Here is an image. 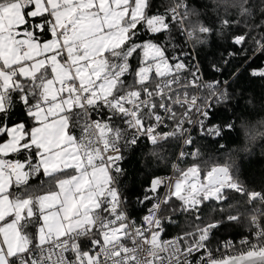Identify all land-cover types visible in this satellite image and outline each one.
I'll list each match as a JSON object with an SVG mask.
<instances>
[{"label": "snow or ice", "instance_id": "1", "mask_svg": "<svg viewBox=\"0 0 264 264\" xmlns=\"http://www.w3.org/2000/svg\"><path fill=\"white\" fill-rule=\"evenodd\" d=\"M207 7L0 0V264H264V182L207 154L264 81V0ZM142 142L171 175L137 191Z\"/></svg>", "mask_w": 264, "mask_h": 264}, {"label": "trees", "instance_id": "2", "mask_svg": "<svg viewBox=\"0 0 264 264\" xmlns=\"http://www.w3.org/2000/svg\"><path fill=\"white\" fill-rule=\"evenodd\" d=\"M193 3L201 11L206 10L208 13L214 14L211 7L206 8L212 3V0H193ZM254 66H264V56L257 59ZM234 87L237 89L238 109L230 108L228 111H219L215 115L214 123H227L231 118L236 128L229 139L219 141L220 144L225 145L223 149H209L207 154L216 161H223L232 155L239 167L241 178L258 187L264 182V137H260L264 134V81L259 79L249 81L246 78ZM241 91H243L242 98ZM253 137L257 139L254 140ZM247 147L250 148V151H244ZM149 148L150 145L142 142L139 150L130 157L125 165L130 173L126 183L130 188L135 187L137 191L144 186L147 174L153 172L160 174L169 171L164 164L155 160L146 167L149 161ZM238 237V235L234 236V238Z\"/></svg>", "mask_w": 264, "mask_h": 264}, {"label": "built area", "instance_id": "3", "mask_svg": "<svg viewBox=\"0 0 264 264\" xmlns=\"http://www.w3.org/2000/svg\"><path fill=\"white\" fill-rule=\"evenodd\" d=\"M212 75H214V74H212V73H210L209 74V76H208V78H211L212 77ZM146 143V142H145ZM158 175H171V170L169 169V171L168 172H165V173H160V174H158ZM237 241L240 239V237H238V238H235Z\"/></svg>", "mask_w": 264, "mask_h": 264}]
</instances>
